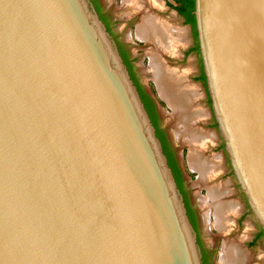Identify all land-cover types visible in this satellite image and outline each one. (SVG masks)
<instances>
[{
    "label": "water",
    "instance_id": "95a60500",
    "mask_svg": "<svg viewBox=\"0 0 264 264\" xmlns=\"http://www.w3.org/2000/svg\"><path fill=\"white\" fill-rule=\"evenodd\" d=\"M220 138L264 234V0H195ZM0 264H203L91 0H0Z\"/></svg>",
    "mask_w": 264,
    "mask_h": 264
},
{
    "label": "flooded vegetation",
    "instance_id": "af4514ba",
    "mask_svg": "<svg viewBox=\"0 0 264 264\" xmlns=\"http://www.w3.org/2000/svg\"><path fill=\"white\" fill-rule=\"evenodd\" d=\"M186 1L187 0H182L177 3L174 0H166L165 7L170 11H174L184 26L190 27L192 41L189 45H185L186 47L179 46L183 43L181 32H179V40L173 44L170 40L165 41L163 44H157L150 38H141L139 29L138 36L140 39L145 42H150L156 47V50L153 51L151 55V65L153 64L155 66V64L158 63L164 73L173 74L174 77L177 78L179 88L182 89V91L188 92V107L183 114L186 116L190 115L191 117L187 124V132L204 134L206 136L204 141L195 144L201 153L202 159L209 162L216 161L220 163V169L218 172L216 171L217 174H213V176L207 180V182H209L203 183L202 185L205 187L216 186L215 188L223 193L220 201L229 208L227 213L228 226L224 230L213 228V232L209 233V235L207 234L208 237L206 236V238V233L202 230L204 224L203 211L196 202L197 196L190 182V175H192L193 171L190 168H186L183 161L186 152L188 156L190 146L191 148H193V146L179 138L187 146L182 144V153L180 147L174 141L171 129L166 125L164 110L165 108L170 109V106H168L169 104L159 91L154 76L155 67L152 65L155 81L151 80L145 84L136 67L137 56L134 53L132 44L121 39L115 31L118 25V19L114 16L111 9L104 4L103 0H91L96 12L104 23L108 33L113 38L123 58L141 99L149 111V115L155 125L157 136L161 140L168 162L173 166L172 171L175 180L182 194L187 214L196 234L197 244L201 251L202 263L218 264V260L220 261L221 258L222 264L224 250L231 246H235L237 250H239L240 255H242L243 264H264L263 230L253 219L247 201L235 181L224 143L220 138L218 126L212 110L199 42L194 34V26L192 23L188 22L187 15H185V13L180 14L177 9L181 7L187 14L189 10L185 8L188 6ZM154 4L158 5L157 3ZM157 7L160 6L158 5ZM148 18L161 21L172 31H175L176 34L179 31L165 19L150 14L144 17L143 20ZM144 41L142 43H145ZM191 55L197 57V63L196 67L188 68L190 63L188 60ZM177 119L178 116H173L172 113V120L176 122V129L178 128ZM181 129L184 130L185 128L181 127ZM195 145L194 148H196ZM205 190H207V188H205ZM210 207L213 208L212 205ZM208 217L209 222L213 223L215 220L213 211L209 212Z\"/></svg>",
    "mask_w": 264,
    "mask_h": 264
},
{
    "label": "bare ground",
    "instance_id": "6f19581e",
    "mask_svg": "<svg viewBox=\"0 0 264 264\" xmlns=\"http://www.w3.org/2000/svg\"><path fill=\"white\" fill-rule=\"evenodd\" d=\"M125 1L129 6L132 7L131 10L135 11L143 8L140 3L141 0ZM139 35L141 38H150L157 44H163L167 40H170V42L173 44L179 40V33L176 34L175 31H172L161 21L149 18L143 20L142 24L140 25ZM154 67V76L158 84L159 91L172 109L173 116H178V128L176 129L177 136L178 138L188 142L189 145L193 146V148L190 146L188 156L189 165L194 171L199 173V182L201 184L206 183L207 180L216 173V171H219L220 163L216 161L209 162L205 159H202L201 153L195 144H198L199 142H202L206 139L204 134L187 132V124L189 123L191 117L190 115L186 116L183 113L188 107V92L186 93L179 88L177 78H175L173 74L164 73L158 63H156ZM181 127H184L185 129L183 130ZM194 145L196 148H194ZM215 187L216 186H206L208 197L203 200V203L205 208H209L211 205L213 206L216 227L219 230H224L228 226L227 213L229 208L220 201L223 193ZM242 261V255H240L239 250H237L235 246H231L224 250L222 255V264H243Z\"/></svg>",
    "mask_w": 264,
    "mask_h": 264
},
{
    "label": "rangeland",
    "instance_id": "374dc122",
    "mask_svg": "<svg viewBox=\"0 0 264 264\" xmlns=\"http://www.w3.org/2000/svg\"><path fill=\"white\" fill-rule=\"evenodd\" d=\"M103 1L104 4L111 9L114 16L118 19V25L115 30L116 33L121 37V39L132 44L134 53L137 56L136 67L145 84L151 80H154L153 70L151 65V55L152 52L156 50V47L152 43L147 41L145 42L144 40L140 39L138 36V29L144 17L152 14L156 17L169 21L171 25H173L175 28L179 30L178 33L181 32V35L183 36V43L179 45L180 47L185 45L187 46L192 41L190 27L184 26L180 18L176 16L175 12L172 10L170 11L168 10V8L165 7L166 0H141L140 3L143 9L135 10V11L131 10L132 7L129 6L125 0H103ZM153 3H157L160 7L154 6ZM143 41L145 43H142ZM188 62H190L188 68L196 67L197 57L191 55L189 57ZM172 113L173 111L171 108L170 109L165 108L164 114L166 118L165 119L166 125H168L169 128L171 129L174 141L180 147L183 153L182 144L184 146H186V144L183 141H181L177 136L176 122L172 120ZM188 156H189V151H188ZM188 156L186 152L183 161L186 165V168L189 169L190 165L188 162ZM190 179H191L190 181L191 185H193L195 194L197 196L196 202L200 205V208L203 209L204 224L202 230L203 232L206 233L205 234V238H206L207 234L209 235V233L213 232L212 231L214 230L213 228L218 229L216 227L215 220L213 223L209 222V217H208L209 212L213 211V215H214V209L211 207L208 209L205 208L204 206L203 200L208 197V192L207 190H205L206 187L199 182V174L193 170L192 175H190ZM218 264H221V258L220 261L218 260Z\"/></svg>",
    "mask_w": 264,
    "mask_h": 264
},
{
    "label": "trees",
    "instance_id": "16d2710c",
    "mask_svg": "<svg viewBox=\"0 0 264 264\" xmlns=\"http://www.w3.org/2000/svg\"><path fill=\"white\" fill-rule=\"evenodd\" d=\"M174 1H176L178 3V2H180L182 0H174ZM186 3H187L188 6L185 7V8L186 9L188 8V10H189V12H187V14H186V11H184L183 9H181V7H178L177 9L180 12V14L185 13V15H187V17H188V22L193 24V26H194V34H195V37H196V39L198 41V34H197V28H196V18H195V15H194V11H195V0H187ZM145 107H146V105H145ZM146 109H147V107H146ZM147 112L149 113L148 109H147ZM150 118H151V116H150ZM153 125H154V123H153ZM169 165H170V167L172 169L173 166H171L170 163H169Z\"/></svg>",
    "mask_w": 264,
    "mask_h": 264
},
{
    "label": "crops",
    "instance_id": "0c3cea01",
    "mask_svg": "<svg viewBox=\"0 0 264 264\" xmlns=\"http://www.w3.org/2000/svg\"><path fill=\"white\" fill-rule=\"evenodd\" d=\"M189 168H190V166H189ZM191 169V168H190ZM192 170V169H191ZM193 171V170H192ZM202 209V208H201ZM202 211H203V209H202Z\"/></svg>",
    "mask_w": 264,
    "mask_h": 264
}]
</instances>
